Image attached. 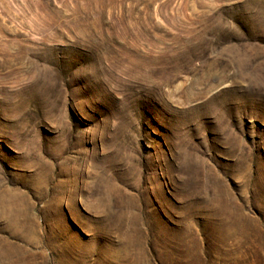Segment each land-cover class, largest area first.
<instances>
[{"label":"rangeland","instance_id":"rangeland-1","mask_svg":"<svg viewBox=\"0 0 264 264\" xmlns=\"http://www.w3.org/2000/svg\"><path fill=\"white\" fill-rule=\"evenodd\" d=\"M0 264H264V0H0Z\"/></svg>","mask_w":264,"mask_h":264}]
</instances>
